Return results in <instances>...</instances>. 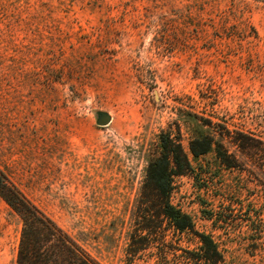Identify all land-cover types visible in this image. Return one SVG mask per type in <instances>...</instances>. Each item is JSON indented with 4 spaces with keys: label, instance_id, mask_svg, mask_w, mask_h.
I'll return each instance as SVG.
<instances>
[{
    "label": "rangeland",
    "instance_id": "1",
    "mask_svg": "<svg viewBox=\"0 0 264 264\" xmlns=\"http://www.w3.org/2000/svg\"><path fill=\"white\" fill-rule=\"evenodd\" d=\"M203 135L215 143L195 156ZM171 140L191 168L168 200L193 231L144 187ZM259 148L264 0H0V169L101 264H194L197 233L228 264H264ZM21 228L0 196V264H15Z\"/></svg>",
    "mask_w": 264,
    "mask_h": 264
},
{
    "label": "trees",
    "instance_id": "2",
    "mask_svg": "<svg viewBox=\"0 0 264 264\" xmlns=\"http://www.w3.org/2000/svg\"><path fill=\"white\" fill-rule=\"evenodd\" d=\"M244 137V138H243ZM242 138H236L237 142L245 147L253 146ZM250 138V137H249ZM215 140L209 135L194 137L189 141V150L195 156L208 152ZM259 159H264V149L259 148ZM217 155L226 164H230V157L218 144ZM190 162L179 142L175 140L164 144V152L149 160L146 175V186L155 191L160 199V214L163 215L170 226L175 230L193 231V222L189 215L170 204L168 193L171 188L174 175L182 174L189 170ZM0 196L19 215L22 220L17 255L15 264H101L92 257L67 231L59 226L50 216L32 203L0 169ZM159 217H143L147 223L146 228L150 233L157 230ZM142 220L138 221V228L142 226ZM201 245L200 251L193 255L194 264H228L218 249L213 238L204 233H197ZM136 235L132 237L130 251Z\"/></svg>",
    "mask_w": 264,
    "mask_h": 264
},
{
    "label": "water",
    "instance_id": "3",
    "mask_svg": "<svg viewBox=\"0 0 264 264\" xmlns=\"http://www.w3.org/2000/svg\"><path fill=\"white\" fill-rule=\"evenodd\" d=\"M98 124L101 126H105L110 122V117L108 115H102L98 119Z\"/></svg>",
    "mask_w": 264,
    "mask_h": 264
}]
</instances>
